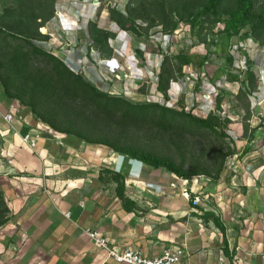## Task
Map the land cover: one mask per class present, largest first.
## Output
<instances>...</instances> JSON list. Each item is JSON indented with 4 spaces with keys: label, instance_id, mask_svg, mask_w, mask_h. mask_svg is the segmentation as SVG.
I'll use <instances>...</instances> for the list:
<instances>
[{
    "label": "crops",
    "instance_id": "obj_1",
    "mask_svg": "<svg viewBox=\"0 0 264 264\" xmlns=\"http://www.w3.org/2000/svg\"><path fill=\"white\" fill-rule=\"evenodd\" d=\"M69 19L63 25L77 30ZM6 114L13 115L11 122ZM40 124L30 110L0 96V187L10 209L0 227V264H127L106 258L86 234L94 230L111 247L132 248L146 258L174 245L186 250L180 264H264V187L253 186L255 180L243 175L248 190L234 198L229 188L218 197L221 181L215 190L190 185L202 200L193 205L177 177L171 174L167 183L157 170H142L141 162L106 146L47 128L35 147L25 144L23 136ZM116 173L125 177L129 202L117 194ZM231 182L242 183L236 175ZM206 212L225 226L229 254Z\"/></svg>",
    "mask_w": 264,
    "mask_h": 264
},
{
    "label": "trees",
    "instance_id": "obj_2",
    "mask_svg": "<svg viewBox=\"0 0 264 264\" xmlns=\"http://www.w3.org/2000/svg\"><path fill=\"white\" fill-rule=\"evenodd\" d=\"M56 1L12 0L0 14V83L5 97L28 107L37 122L46 124L54 132L74 136L88 144L106 146L114 153L155 170H166L189 182L198 176H213L218 181L223 173V162L233 152L223 156V161L212 175V171L199 162L187 169L173 158L149 150L131 132H141L144 126H150L158 134L177 131L202 133L225 140L226 132L220 130V127L227 128L230 120L213 114L208 118H200L186 112L184 107L175 108L159 102L134 103L125 96L101 90L64 60L39 45L50 39L40 29H45L46 24L53 19ZM222 3L223 0H203L199 4H194V0H129L123 11L116 8H109L108 11L110 20L121 31L141 37L154 27H161L164 34L174 33L180 21L185 20L186 13L192 11L191 18L187 19L192 31L202 27L209 18H214L215 22L223 23L222 33L229 38L252 35L258 40L263 39L264 6H260V0H236L235 7L228 12L221 11ZM181 9H184L185 15ZM137 19L147 24L143 32L136 25ZM87 32L92 41L90 49L96 50L102 60L111 59L114 53L111 41L117 34L99 27L94 20L88 22ZM216 43L218 46L219 42ZM207 59V56L184 50L176 56L162 54L156 90L169 100V90L177 81V74L181 75L184 67L191 64L203 67ZM226 60L228 65L234 63L232 56H227ZM244 65V78L227 74L229 81L240 83L239 94L246 93L248 89L250 92L255 90L258 84L250 59ZM220 77L221 74L217 76ZM141 91L144 92V88ZM183 100L182 97V105ZM221 103L222 98L218 96L216 109H220ZM255 132L251 133L248 142L255 141ZM113 180L117 182L118 196L124 202H129L125 196V177L116 173ZM190 201L195 205L192 194ZM9 213L0 187V227L8 222ZM205 217L212 218L220 229L228 253L226 228L220 218L213 212H206ZM230 259H233V255H230Z\"/></svg>",
    "mask_w": 264,
    "mask_h": 264
},
{
    "label": "rangeland",
    "instance_id": "obj_3",
    "mask_svg": "<svg viewBox=\"0 0 264 264\" xmlns=\"http://www.w3.org/2000/svg\"><path fill=\"white\" fill-rule=\"evenodd\" d=\"M202 1L194 0V4ZM10 2L12 0H0V14ZM128 2L129 0H57L53 19L46 24L45 29H40V32L49 35L50 39L40 42L39 45L110 94L125 96L134 103L152 101L175 108L184 107L186 112L200 118H208L211 114L221 119L228 118L230 125L227 128L220 127V130L226 132L225 140L202 133L177 131L158 134L150 126H144L141 132L132 131L131 135L137 136L139 142L149 150L169 156L177 163L184 164L187 169L199 162L208 167L212 175L223 161V156L233 152L234 154L227 156L223 162V173L218 181H215L213 176H198L194 177L190 184L204 186L206 190H215L221 181L222 188L217 191L219 198L228 188L231 189V192H227L231 198L235 197L236 191H247L248 188L243 185L241 178L243 175L250 178V182L255 180L253 186L258 189L264 187V37L261 40L252 35L229 38L222 33L223 23L215 22L214 18H209L202 27L192 31L187 21L191 18L192 11L190 14L186 11L185 15L184 9H181V12L185 15V20L180 21L174 33L164 34L161 27H154L142 37L136 36L132 32L121 31L109 16V8L121 11L123 5ZM235 5L236 0H223L221 11L228 12ZM260 6H264V0H260ZM69 16L74 18V27L79 30H72L69 25H63L61 20L67 22L70 20ZM226 17L225 15L224 18ZM90 20L96 21L99 27L117 34L111 41L113 56L108 59L116 58L114 62L105 63L107 60H102L96 50L90 49L92 41L87 32ZM143 21H136L142 32L147 27ZM216 42H219L218 46ZM183 50L202 57L207 56L208 59L203 67L196 64L185 66L184 72L177 74V81L172 84L167 100L156 90L162 54L176 56ZM227 56L234 57L232 65L227 64ZM247 59L253 64L258 84L255 90L250 92L248 89L245 90L246 93L239 94L240 83L229 81L227 74L232 73L244 78V64ZM119 71L124 72V78L121 74L118 75ZM219 74L221 77L217 78ZM141 88H144V92ZM1 95L5 96L0 83ZM218 96L222 98L220 109H216ZM10 103L18 110H30L19 101L10 100ZM46 126L40 124L42 130L47 128ZM254 130L255 141L250 143L248 138ZM143 166L142 170L152 169ZM157 172H160L161 178L167 179V183L170 182L171 173L162 169ZM235 175L239 177L241 184H232L231 178ZM176 182H172L170 186L177 184ZM190 185L184 187L188 188ZM224 196L226 197L225 194ZM213 199L216 204V197Z\"/></svg>",
    "mask_w": 264,
    "mask_h": 264
},
{
    "label": "built area",
    "instance_id": "obj_4",
    "mask_svg": "<svg viewBox=\"0 0 264 264\" xmlns=\"http://www.w3.org/2000/svg\"><path fill=\"white\" fill-rule=\"evenodd\" d=\"M126 5H123L121 11L124 10ZM135 58V57H134ZM119 75V73H118ZM157 79V78H156ZM161 95V94H160ZM162 96V95H161ZM4 119L7 122L13 120L12 114H6ZM43 125V124H42ZM47 129H50L46 126ZM51 130V129H50ZM42 136V129L40 126L36 130H30L23 136V142L31 147H35L38 140ZM179 179V178H178ZM182 183V186L190 185L192 183L188 180L179 179ZM194 184V183H193ZM176 185L173 184V187ZM187 190H184V195L189 197L190 200V190L189 188L184 187ZM201 197H194V204L198 205L201 203ZM69 216V214H67ZM87 236L94 242V244L102 251H105L106 258L113 259L116 262L127 263V264H180L186 255V250L184 246H168L166 247L161 256L156 258H146L140 251L134 250L132 248H118L111 247L109 244L108 238L104 236L99 231H88L86 232Z\"/></svg>",
    "mask_w": 264,
    "mask_h": 264
},
{
    "label": "water",
    "instance_id": "obj_5",
    "mask_svg": "<svg viewBox=\"0 0 264 264\" xmlns=\"http://www.w3.org/2000/svg\"><path fill=\"white\" fill-rule=\"evenodd\" d=\"M118 73L121 74L122 78H124V76H125L124 72L119 71Z\"/></svg>",
    "mask_w": 264,
    "mask_h": 264
}]
</instances>
